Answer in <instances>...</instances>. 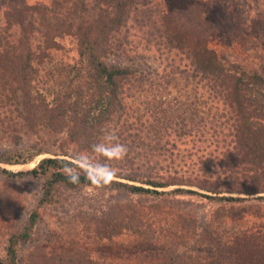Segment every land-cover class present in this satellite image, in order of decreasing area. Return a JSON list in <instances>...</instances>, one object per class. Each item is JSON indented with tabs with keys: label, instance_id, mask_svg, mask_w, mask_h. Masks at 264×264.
<instances>
[{
	"label": "trees",
	"instance_id": "1",
	"mask_svg": "<svg viewBox=\"0 0 264 264\" xmlns=\"http://www.w3.org/2000/svg\"><path fill=\"white\" fill-rule=\"evenodd\" d=\"M208 5L203 0H191L185 8L162 10L157 0H51L48 4L6 0L5 23L0 27V142L18 147L24 137L41 139V133L45 132L60 143L49 145L57 148L56 153L39 142L35 147L0 153V163L8 165L28 164L47 153L54 155L41 160L28 173L1 168L0 171L9 177L26 174L48 177L46 198L58 185L93 188L83 176L79 185L70 184L62 165L75 162L60 156L92 155L91 145L111 133L125 116L124 84L145 76L133 63L109 61L113 58L134 61L132 54L138 49L132 31L137 30L146 46L157 48L171 62L173 74L187 73L211 92L212 102L220 100L229 107L231 114L225 123L213 121L198 130L203 138L208 129L213 131V137L220 134L219 129H225L224 158L217 163L219 158L211 155L200 162L204 179L197 186L215 196L185 189L159 192L119 181H114L109 189L161 198L192 194L232 202L250 200L221 195L264 194V77L256 71L247 72L237 63H226L210 47L219 26L210 18ZM67 39L73 43L77 55L72 62L60 57L66 53ZM177 57L187 63L183 71ZM220 170L227 174L221 182L214 179L220 176ZM117 177L135 180L124 171ZM146 182L154 188L194 186L187 178ZM143 213L139 214L141 224ZM176 217L191 221L188 210ZM36 221L34 214L31 227L11 238L7 257L0 258V264H18L19 244L29 241ZM142 227L133 225L130 238L136 237L137 245L132 243L135 252L130 257L142 256L147 260L138 263L140 258H135L136 262L120 264H264V239L257 231L242 233L226 242L208 226L193 228L185 224L173 228L175 241L166 239L163 243L162 228L153 237L148 230L151 226L145 230ZM79 264L94 263L82 260ZM97 264L112 263L105 260Z\"/></svg>",
	"mask_w": 264,
	"mask_h": 264
},
{
	"label": "rangeland",
	"instance_id": "2",
	"mask_svg": "<svg viewBox=\"0 0 264 264\" xmlns=\"http://www.w3.org/2000/svg\"><path fill=\"white\" fill-rule=\"evenodd\" d=\"M21 1L48 4L51 0ZM203 1L209 3L210 18L219 26V31L210 40V47L226 63H237L247 72L256 71L264 77V0ZM157 2L162 10H169L177 6L185 8L191 0ZM5 3L6 0H0V27L5 23ZM132 36L138 49L132 54L134 61L124 58L109 61L110 64L133 63L145 76L143 79L133 78L124 84L125 116L111 130L119 142L128 148L126 158L112 166L118 169V173L124 171L125 175L135 180L117 177L115 181L159 192L185 189L215 196L197 186L204 179L200 173V162L211 155L219 158L217 163L224 158L225 129H219L217 137H213V131L208 129L203 138L198 130L201 125L209 126L213 121L225 123L226 117L231 114L229 107L220 100L212 102L211 92L198 85L187 73L173 74L171 62L162 57L157 48L146 46L142 34L137 30L132 31ZM64 45L66 53L60 54V57L72 62L77 56L74 45L69 39L64 41ZM176 62L183 71L187 63L180 57L176 58ZM184 133L188 135L184 136ZM37 142L55 153L57 148L49 145L60 143L42 132L41 139L26 136L18 147L1 141L0 153L15 148L35 147ZM49 157L54 155L43 154L24 165L0 163V168L13 173H28L41 160ZM60 157L72 160L71 157ZM220 172V176L214 179L221 182L227 174ZM183 178L190 179L194 186L154 188L146 184L149 180L164 183ZM47 180L48 177L36 178L30 174L9 177L0 171V258L7 257L11 238L31 227L30 220L34 214H37V221L30 232L31 238L25 243L21 242L18 247V264H79L82 260L94 264L105 260L120 264L136 262L135 258H140L138 263L144 262L147 259L142 256L130 257L135 252L132 243L136 244L137 241L136 237L130 238L134 223L142 225L143 230L151 226L148 230L153 237H157L162 228L163 243L166 239L175 241L173 228L178 229L185 224L193 228L208 226L220 233L226 242L242 233L256 231L264 239V200H254L264 197V194L221 195L250 200L232 202L192 194L161 198L156 195H134L121 189H70L58 185L46 198ZM185 209L191 221L176 217ZM140 213L145 216L142 224Z\"/></svg>",
	"mask_w": 264,
	"mask_h": 264
},
{
	"label": "clouds",
	"instance_id": "3",
	"mask_svg": "<svg viewBox=\"0 0 264 264\" xmlns=\"http://www.w3.org/2000/svg\"><path fill=\"white\" fill-rule=\"evenodd\" d=\"M90 151L92 155L77 153L72 157L74 164L62 165L63 175L73 185H79L83 176L84 180L96 190L111 188L118 175V169L112 164L126 158L127 146L120 143L116 135L108 133L93 143Z\"/></svg>",
	"mask_w": 264,
	"mask_h": 264
}]
</instances>
